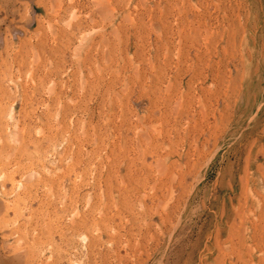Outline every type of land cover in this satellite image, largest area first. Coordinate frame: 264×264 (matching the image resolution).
I'll return each instance as SVG.
<instances>
[{
  "label": "rangeland",
  "instance_id": "1",
  "mask_svg": "<svg viewBox=\"0 0 264 264\" xmlns=\"http://www.w3.org/2000/svg\"><path fill=\"white\" fill-rule=\"evenodd\" d=\"M0 264H264V0H0Z\"/></svg>",
  "mask_w": 264,
  "mask_h": 264
},
{
  "label": "bare ground",
  "instance_id": "2",
  "mask_svg": "<svg viewBox=\"0 0 264 264\" xmlns=\"http://www.w3.org/2000/svg\"><path fill=\"white\" fill-rule=\"evenodd\" d=\"M232 33V32H231ZM24 253V252H23Z\"/></svg>",
  "mask_w": 264,
  "mask_h": 264
}]
</instances>
